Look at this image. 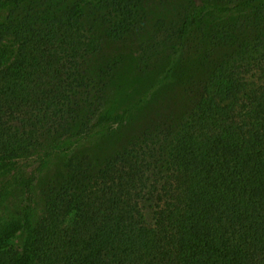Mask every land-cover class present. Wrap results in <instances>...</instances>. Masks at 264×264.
Returning <instances> with one entry per match:
<instances>
[{
  "label": "trees",
  "instance_id": "1",
  "mask_svg": "<svg viewBox=\"0 0 264 264\" xmlns=\"http://www.w3.org/2000/svg\"><path fill=\"white\" fill-rule=\"evenodd\" d=\"M86 1L108 38L139 30L143 0ZM56 3L0 0V264H264V0H202L222 56L188 87L190 110L97 170L79 160L34 221L24 161L127 116L104 111L117 68H88L101 38L81 6Z\"/></svg>",
  "mask_w": 264,
  "mask_h": 264
},
{
  "label": "rangeland",
  "instance_id": "2",
  "mask_svg": "<svg viewBox=\"0 0 264 264\" xmlns=\"http://www.w3.org/2000/svg\"><path fill=\"white\" fill-rule=\"evenodd\" d=\"M55 1L59 11L81 6L82 23L101 38L99 52L90 59L88 68L93 74L107 65L117 68L104 111L114 118L123 113L127 116L94 129L78 142L65 138L44 141L24 161V175L35 173L34 221L42 212L47 193L55 183L64 180L69 168L79 160L88 159L97 170L145 131L186 114L194 97L187 92L188 87L205 78L210 64L222 56L220 47L213 45L222 19L211 10L202 23L198 22L202 0H143L139 30L124 42L107 37L100 14L86 0ZM187 17L190 20L181 34ZM204 44L207 50L217 52L205 56ZM168 71L170 77L166 78ZM13 197L16 206L10 209L12 215L21 210L19 192ZM24 237H18L16 246L22 245Z\"/></svg>",
  "mask_w": 264,
  "mask_h": 264
}]
</instances>
